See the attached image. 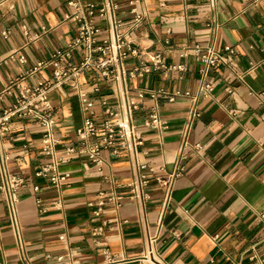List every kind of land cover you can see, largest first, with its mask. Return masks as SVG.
I'll return each mask as SVG.
<instances>
[{
  "label": "crops",
  "instance_id": "0c3cea01",
  "mask_svg": "<svg viewBox=\"0 0 264 264\" xmlns=\"http://www.w3.org/2000/svg\"><path fill=\"white\" fill-rule=\"evenodd\" d=\"M114 2L122 21L119 32L134 45L160 53L167 65L183 67L128 81L131 88L145 92L134 113L143 138L138 159L170 170L180 157L183 171L166 203L161 189L150 181L151 198L143 213L125 198L117 207L105 204L95 215L99 193L126 195L132 168L124 152L101 151L99 165L87 161L83 153L66 155L68 161L58 170L67 178L54 187L33 176L41 163L50 160L41 151V126L31 119H15L10 133L0 137V149L8 157V171L25 180L17 203L21 244L0 196V263L110 264V259H124L123 264H141L137 259L147 234L154 238L162 264H252V255L264 258V223L259 217L264 211V0H141L143 18L135 25L127 0ZM65 9L56 0H0V33L8 30L6 37L0 34V87L66 45L75 23L63 18ZM94 20L105 27L98 16ZM23 27L38 37L26 41ZM194 44L217 51L232 47L238 75L225 67L209 71L206 81L214 83V90L197 99L199 115L189 122L188 98L168 102L158 97L167 128H144L152 103L148 91L195 93L198 64L191 55L181 54ZM79 53L77 49L76 58ZM19 54L26 57L25 63L17 60ZM48 76L49 68L41 69L25 76L22 84ZM76 84L75 88L62 84L49 92L56 118L52 132L61 141L58 152L78 146L74 133L83 118L79 93L96 97L91 89L98 86L101 94L113 96V84L94 73L80 74ZM14 97L15 93L6 97L0 106Z\"/></svg>",
  "mask_w": 264,
  "mask_h": 264
},
{
  "label": "built area",
  "instance_id": "2783aa9c",
  "mask_svg": "<svg viewBox=\"0 0 264 264\" xmlns=\"http://www.w3.org/2000/svg\"><path fill=\"white\" fill-rule=\"evenodd\" d=\"M56 1L64 4L66 9L63 18L75 23V32L62 49L51 50L47 57L38 59L32 67H29L24 75L10 78L0 87V103L15 93L11 102L3 107L0 106V137L10 133L15 119H31L41 126V151L49 155L50 160L41 163L33 172V176L46 179L54 187L59 186L67 178L66 173L58 170L60 163L68 161L66 155L83 153L87 161L99 165L102 161L101 151L124 152L132 168V177L126 195L99 193L95 215L105 204L110 203L117 207L125 198L134 201L143 213L144 204L151 198L148 190L150 181L161 189L162 202L166 203L173 182L182 173L183 166L179 161L180 157L174 161L170 170H166L164 166L155 168L138 159V155L142 153L143 138L141 129L134 123V113L139 109L145 92L138 87L131 88L128 81L152 71L163 73L178 71L183 69L182 65H167L160 53H150L145 48L134 45L131 39L119 32L122 21L116 16L117 3L114 0H101L98 4L92 0ZM140 3L141 0H127L134 25L143 18V12L139 9ZM95 16L104 22V28L94 20ZM0 34L6 37L8 30L5 29ZM23 34L26 41L38 37L37 33L29 34L24 27ZM77 49L80 51L78 58L75 57ZM181 54L191 55L198 64L197 89L193 94L179 90L168 92L161 88L148 91L152 103L142 122L144 128L154 130L167 128L165 120L159 113L156 102L158 97H163L168 102L178 97L188 98L189 122L192 117L199 115L195 109L197 99L210 96L214 90V83L206 81L209 71L225 67L238 75L235 51L230 46L217 51L210 46L194 44L183 48ZM16 58L20 63L26 62L23 54H19ZM45 68H49L47 78L37 77L29 84H22L25 76ZM83 73H94L104 83L113 84L111 89L113 96L111 99L109 94H101L98 86L91 89L92 92L98 93L96 97H89L86 91L79 93L83 118L74 133L78 146L68 145L58 152L56 146L61 141L52 132L56 118L49 92L62 84L75 88L77 77ZM7 161V155L0 149V196L10 227L17 242L21 244L17 203L25 180L20 175L8 171ZM32 189L37 191L39 187L34 184ZM35 202L39 206V211H43L44 206L40 199H36ZM52 204L57 205L58 202L53 201ZM259 217L264 223V211L259 213ZM160 218L161 215L159 221ZM153 241L152 236L148 234L145 236L144 252L137 259L141 264H162L154 251ZM250 260L252 264H264V258L255 255H252ZM124 261V259H110L109 262L123 264Z\"/></svg>",
  "mask_w": 264,
  "mask_h": 264
}]
</instances>
